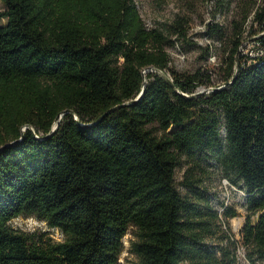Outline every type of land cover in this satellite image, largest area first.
Masks as SVG:
<instances>
[{
    "label": "trees",
    "instance_id": "1",
    "mask_svg": "<svg viewBox=\"0 0 264 264\" xmlns=\"http://www.w3.org/2000/svg\"><path fill=\"white\" fill-rule=\"evenodd\" d=\"M2 2L0 147L25 125L36 131L0 152V264H119L131 226L140 232L139 264H237L228 245L208 241L220 211L178 188L186 156L215 157L247 192L243 242L251 264H264V57L249 63L241 52L246 38L264 45V0H241L232 32L208 24L226 46L219 85L231 83L199 96L200 87L219 86L210 75L174 71L173 87L144 73L170 72L168 48L187 39L183 17L150 28L136 0ZM145 79L138 102L90 125L136 99ZM188 173L182 184L201 195ZM223 214L236 211L225 205ZM20 216L46 221L64 240L34 241L10 225Z\"/></svg>",
    "mask_w": 264,
    "mask_h": 264
},
{
    "label": "rangeland",
    "instance_id": "2",
    "mask_svg": "<svg viewBox=\"0 0 264 264\" xmlns=\"http://www.w3.org/2000/svg\"><path fill=\"white\" fill-rule=\"evenodd\" d=\"M136 2L142 18L150 28L165 25L179 16L185 20L187 39L175 40V45L168 48L172 58L169 75L174 71L186 75L200 71L211 76L213 85L223 83L227 67L223 62L227 55L226 46L210 37L208 24L220 22L227 27L228 32H232L233 21L242 19L243 10L239 9L241 0H136ZM221 4L226 6L230 4V10H226ZM5 8V4L0 0V11ZM6 22V19H0V25ZM174 39H177V36ZM246 40L244 47L249 49L247 52L249 54L252 51V46L249 45L251 40L250 38ZM208 50L210 54H207ZM209 88L200 87L198 91ZM27 128V125L23 126L22 131L25 132ZM34 130L36 131V128ZM182 161L183 164L176 171L178 188L183 194L193 196L201 204H205L209 199L220 211L218 222L213 223L216 232L208 238L210 244L216 247V250L221 244L228 245V249L237 257V264H251L247 258V247L243 242L241 230L249 215L246 208L247 192L226 177L224 168L215 157L199 162L186 156ZM186 169H189L188 181L201 187V195H196L191 188L182 184ZM225 205L236 211L234 217L228 219L224 216ZM10 225L17 231L33 235L36 242L64 240L60 229L51 227L36 216L14 218ZM139 233L137 227L129 228L123 240L125 248L119 258V264H139V258L134 250Z\"/></svg>",
    "mask_w": 264,
    "mask_h": 264
},
{
    "label": "water",
    "instance_id": "3",
    "mask_svg": "<svg viewBox=\"0 0 264 264\" xmlns=\"http://www.w3.org/2000/svg\"><path fill=\"white\" fill-rule=\"evenodd\" d=\"M239 56L237 57V64H236V72L238 71V68H239ZM146 72H157V73H159V74H161L173 87H175V84H174V81H173V79L171 78V76L169 75V73H167L166 71H164V70H162V69H160V68H158V67H155V66H152V67H149V68H147V69H145L144 70V73H146ZM231 82H229V83H225L224 85H222V86H227L228 84H230ZM146 85H147V80L145 79V81H144V85H143V89H142V91L139 93V95H138V97L136 98V99H134V100H131V101H128V102H125V103H123V104H121V105H117L116 107H113L112 109H110V110H108L106 113H104L103 115H101L94 123H92V124H90V125H95V124H97V123H100L105 117H107L112 111H114L115 109H117V108H120V107H124V106H128V105H130V104H133V103H136V102H138L141 98H142V96H143V94L145 93V90H146ZM222 86H213V87H210L209 89H203V90H199V91H197L196 93H194L193 94V96H199V95H202V94H204V93H206V92H211V91H214V90H218V89H220V88H222ZM184 94V93H183ZM185 96H188V95H186V94H184ZM68 112H72L71 110H67V111H64V112H62V113H60L59 115H58V117H57V119H56V122H57V124L53 127V129H52V132L50 133V134H48L46 137H44V138H47V137H49V136H51V135H53L57 130H58V128H59V126H60V120H61V118L63 117V115L64 114H66V113H68ZM75 117V119L76 120H78L79 121V119H78V117L77 116H74ZM87 125H89V124H87ZM34 133H35V130H34V127L33 126H31V125H27ZM37 137H39V136H37ZM24 138V132L22 131V135H21V137L19 138V139H17V140H15V141H12V142H10V143H7L6 145H4V146H2V147H0V152H1V150L3 149V148H5V147H7V146H10V145H12V144H14V143H16V142H20V141H22V139Z\"/></svg>",
    "mask_w": 264,
    "mask_h": 264
},
{
    "label": "built area",
    "instance_id": "4",
    "mask_svg": "<svg viewBox=\"0 0 264 264\" xmlns=\"http://www.w3.org/2000/svg\"><path fill=\"white\" fill-rule=\"evenodd\" d=\"M244 45L241 47V52L245 56H249V59H248L249 63H251L252 58L255 59V58L264 57V45H261L259 43V45H256V48H254V44H251V42H250L249 45L252 46V51L249 54L247 53L249 51V49L245 48ZM250 57H252V58L250 59Z\"/></svg>",
    "mask_w": 264,
    "mask_h": 264
}]
</instances>
